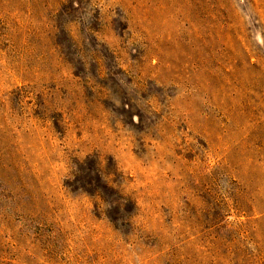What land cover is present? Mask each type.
<instances>
[{
	"label": "rangeland",
	"instance_id": "1",
	"mask_svg": "<svg viewBox=\"0 0 264 264\" xmlns=\"http://www.w3.org/2000/svg\"><path fill=\"white\" fill-rule=\"evenodd\" d=\"M0 264H264V0H0Z\"/></svg>",
	"mask_w": 264,
	"mask_h": 264
}]
</instances>
